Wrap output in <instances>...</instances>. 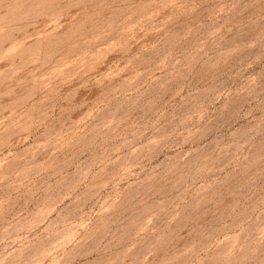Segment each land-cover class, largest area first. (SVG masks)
I'll use <instances>...</instances> for the list:
<instances>
[{"label":"rangeland","instance_id":"1","mask_svg":"<svg viewBox=\"0 0 264 264\" xmlns=\"http://www.w3.org/2000/svg\"><path fill=\"white\" fill-rule=\"evenodd\" d=\"M0 264H264V0H0Z\"/></svg>","mask_w":264,"mask_h":264}]
</instances>
